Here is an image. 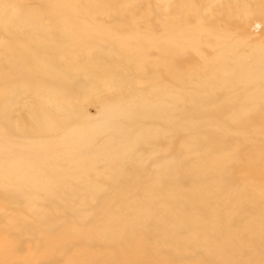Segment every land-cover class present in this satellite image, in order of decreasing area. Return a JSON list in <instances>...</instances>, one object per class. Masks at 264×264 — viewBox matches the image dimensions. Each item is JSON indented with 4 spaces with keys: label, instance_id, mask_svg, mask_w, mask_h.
<instances>
[{
    "label": "bare ground",
    "instance_id": "1",
    "mask_svg": "<svg viewBox=\"0 0 264 264\" xmlns=\"http://www.w3.org/2000/svg\"><path fill=\"white\" fill-rule=\"evenodd\" d=\"M129 2L123 12L121 0L0 3V28L8 36L0 48V77L33 74L38 82L29 84L30 93L50 84L58 88L46 100L57 118L49 120L46 103L37 101L42 110L30 112L22 125L27 135L40 136L75 117L68 102L70 88L83 79L76 81L87 64L82 59L96 63L113 51L151 78L139 92L121 80L125 94L140 93V105L122 99L123 106L109 111L106 127L96 134L73 130L54 147L30 144L17 151L10 149L11 138L0 135V199L7 206L0 207V236H7L0 242V264H194L208 260L217 241L246 249L251 241L264 240V48L244 54L242 42L228 35L201 36L211 21L195 0H150L165 16L187 12L183 22L157 23L164 36L145 30L106 44L91 42L89 48L84 29L75 35L70 21L80 9L131 16L139 4ZM145 56L150 57L142 61ZM162 73L169 77L170 91L158 83ZM209 73L216 76L205 77ZM90 87L99 89L84 78L78 88ZM218 88L228 91L226 103L206 95ZM12 96V90L0 93L1 125ZM258 122L263 128L250 126ZM124 125L138 132L133 141L117 128ZM168 136L180 138L179 156L151 174L141 170L146 150L155 152L159 140L170 143ZM108 140L121 146L113 148ZM69 150H75L72 158H66ZM60 152L64 158L54 159ZM252 177L259 179L257 186L235 182ZM149 179L155 182L151 186ZM102 185L108 191L98 190ZM228 264L245 261L236 256Z\"/></svg>",
    "mask_w": 264,
    "mask_h": 264
},
{
    "label": "rangeland",
    "instance_id": "2",
    "mask_svg": "<svg viewBox=\"0 0 264 264\" xmlns=\"http://www.w3.org/2000/svg\"><path fill=\"white\" fill-rule=\"evenodd\" d=\"M138 5L137 13L128 16L125 14H107V9L97 10V9H80L74 17H71V23L74 25V32L77 35L79 29H84L83 35L91 45L93 43H100L119 40L123 37H129L134 34H138L142 31L148 30L153 36L160 34L161 36L166 35L164 32H158L157 28L158 22H183L185 13L173 14L165 16L161 9L155 8L150 0H136ZM191 1V0H188ZM198 1L196 6L199 7V1H201V10L204 11V16L209 17L211 24H208L206 28L202 29L200 35L203 33H223L228 35L229 38L234 42H242V52L244 54H249L250 50L261 47L264 48V0H195ZM5 0H0V3L4 4ZM122 5L118 8L120 12L125 11L129 6V0H121ZM30 5V4H29ZM134 13V12H133ZM150 16H146L147 14ZM162 15V16H161ZM66 18V17H64ZM192 19V18H190ZM65 20L68 21V18ZM130 20H139L138 23H134ZM196 22V21H195ZM71 23H67L65 28ZM194 22H191L189 26H193ZM64 28V29H65ZM203 32V33H202ZM99 37V39H98ZM75 38V37H74ZM8 42V36L0 28V48L6 45ZM72 45H70L71 47ZM238 53L241 51L238 49ZM106 57L99 62L93 63L88 59H82L81 62H86L87 64L80 68L76 75V81H79L81 77L89 78L90 81H94L95 86L99 87L98 90H93L90 87L89 90L83 91L84 88L77 87L73 90L71 97L73 99L69 100L68 111L75 115L73 119L67 123H56L54 126H62L53 130H46L44 134L40 136H30L23 133V126L27 125L29 122L30 112H40L37 106V101H43L46 103L47 98L52 95L58 88L54 84H50L47 89L38 91L36 93H30V88L35 86L38 81H35V76L33 74H25V78L21 76H13L10 79L0 77V93H8L12 90V99L5 107L4 113V124H0V135L2 134L4 138L9 137L12 139V144L10 149L13 151L21 150L25 145L30 144H47L49 147H54L57 144L58 138L65 133L73 130L88 129L93 134L102 131L106 127V120L109 117V111L115 109L117 106H123L121 104L122 99H130L131 104L134 107L140 105L139 94L130 93L125 94L126 89L119 87L122 83L121 80L133 84L134 87L138 88V92L144 90L151 84L150 75L147 77H142V74H138L137 66L130 65L123 60L113 51L107 50L105 52ZM202 55L204 60L209 57L208 49L202 50ZM96 57V56H92ZM143 57L142 61L145 58ZM250 62V59H249ZM193 66L192 68H195ZM184 65L177 67L178 71H183ZM216 76L214 73H209L205 77L211 78ZM219 78V77H217ZM69 80H72L70 75ZM34 82L29 89L30 83ZM158 83H160L163 90L168 89L170 91L173 86L170 85V80L168 75L162 73L158 77ZM138 95V96H137ZM142 99L143 103L146 104L149 97L147 93H143ZM206 95H212L213 101L216 104L226 103L228 101V91L218 88V90L211 89ZM78 96V97H77ZM123 102V101H122ZM64 104V101H63ZM260 112H264V105L260 107ZM47 113V118L51 121L57 118L58 113L52 111L50 106L46 103L44 110ZM218 123V122H216ZM254 128H263L261 122L257 124L250 125ZM117 128L123 129L124 133L131 138L133 141L137 135V131L128 130L127 126H118ZM143 132V131H141ZM112 130L109 129L105 135H110ZM97 140L101 141L103 135H98ZM170 138V143L166 141H158L153 147H156L155 152L148 154L150 151L146 150L145 158L142 159L143 165H141V170H146L147 173H152L155 168L158 169L159 166L163 164H169L174 158L178 157L177 146L180 143V138L168 136ZM111 144L113 148L121 146V143L117 140L112 142L106 141ZM101 145V144H98ZM104 148H102L103 150ZM157 152V153H156ZM163 152H168L167 156H164ZM75 150H69L66 158H72ZM48 158L53 159L50 153V148L48 152ZM64 155L60 153H55L54 159H62ZM149 159V160H147ZM132 164L131 162H128ZM102 182V180L99 178ZM235 182H240L243 185H255L259 184V179L257 177H252L247 181H241V178L236 179ZM147 183L151 186L155 182L152 180H147ZM101 191H108L107 187L103 186L98 188ZM142 190V189H141ZM144 191V190H142ZM1 194V192H0ZM3 199H0V207L4 206L7 208L6 204H3ZM9 207V206H8ZM98 217V216H97ZM7 236L3 239L0 236V242L4 241ZM253 244L246 247V249L240 246H234L229 244L228 241H217L215 244V249L213 254H206L205 258L214 261L228 264L231 258L240 256L245 264H264V240L261 242L251 241ZM208 260H200L194 264H210Z\"/></svg>",
    "mask_w": 264,
    "mask_h": 264
}]
</instances>
